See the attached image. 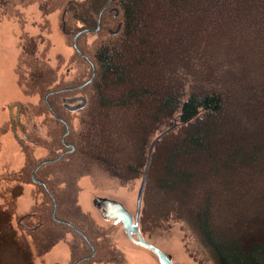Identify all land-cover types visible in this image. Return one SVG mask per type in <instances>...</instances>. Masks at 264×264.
<instances>
[{"label": "trees", "instance_id": "obj_1", "mask_svg": "<svg viewBox=\"0 0 264 264\" xmlns=\"http://www.w3.org/2000/svg\"><path fill=\"white\" fill-rule=\"evenodd\" d=\"M16 1L39 2L44 15L55 10V0ZM107 1L71 0L64 11L66 30L73 27L75 36L96 28ZM106 19L116 26L107 30ZM119 23L118 33H111ZM105 30L92 51L80 43L89 32L78 36L77 47L85 55L74 49L89 72L84 69L83 79L66 87L88 81L94 66L93 81L48 97L63 118L54 117L63 130L57 141L65 149L68 122L66 141L74 150L44 163L38 178L52 163L81 176L98 165L123 183L142 178L152 141L172 128L152 155L142 225L153 229L183 222L215 264H264V0H112L96 34ZM50 73L42 68L30 79L48 90ZM75 92L87 98L85 107L76 112L63 107L80 113L77 126L54 103ZM234 108L248 121L238 115L237 122ZM157 191L162 197L153 202ZM51 196L53 208L58 204L56 216L63 217V202ZM13 217V210L0 206V248L21 260L0 252V264H34ZM50 221L61 225L52 213Z\"/></svg>", "mask_w": 264, "mask_h": 264}, {"label": "rangeland", "instance_id": "obj_2", "mask_svg": "<svg viewBox=\"0 0 264 264\" xmlns=\"http://www.w3.org/2000/svg\"><path fill=\"white\" fill-rule=\"evenodd\" d=\"M70 1L55 0V10L47 15L43 14L39 2L11 0L6 4L0 3V206L14 211L13 225L30 244L34 264H64L70 256L68 240H72L71 233L65 236L68 229H62L50 221L52 200L45 188L31 179L33 168L41 160L54 158L64 150L57 141L63 130L46 107V94L78 78L82 80L84 69L86 74L89 72L73 47L76 31L69 25L67 31L73 33L69 35L63 31V14ZM69 22L74 23L71 18ZM106 23L108 30L114 28L117 22L106 19ZM107 30L102 34H84L81 45L92 51L107 35ZM248 56L254 60L253 56ZM42 68L52 71L48 75V90L35 86L30 79L32 74ZM23 82L28 88L27 92ZM80 94L75 92L71 95ZM61 97L54 99V103L59 106L61 115L71 119L72 124L77 126L80 113L66 112ZM15 102L23 104V125L27 135L35 139L36 145L27 140H23L21 145L12 132L10 107ZM16 110L17 107H14V112ZM233 114L237 122L244 117L248 121L246 114L239 108H234ZM18 133L22 138L19 128ZM55 166L54 163L45 166L39 172V178L51 184L54 194L63 202L59 211L61 216L64 211L71 215L75 213V222L81 223L85 218L79 215L78 208L82 209L84 217L102 223L93 205L96 196L121 201L131 212H135L141 177L123 183L98 165H90L83 176L71 173L67 166ZM21 171H24L23 174ZM160 192L152 195L153 202L161 199ZM15 195L21 196L17 198ZM145 228L156 230L153 240L162 248L172 251L178 264H215L194 231L183 222H174L167 227ZM116 238L119 246L126 251L128 264L145 255L129 249L121 235ZM4 246L7 247V244ZM0 252H3L2 248ZM4 253L18 262L21 260L8 248Z\"/></svg>", "mask_w": 264, "mask_h": 264}, {"label": "flooded vegetation", "instance_id": "obj_3", "mask_svg": "<svg viewBox=\"0 0 264 264\" xmlns=\"http://www.w3.org/2000/svg\"><path fill=\"white\" fill-rule=\"evenodd\" d=\"M64 32L67 33V30ZM65 88L67 87L65 86V87H61L58 89H53V90L48 91V93L50 92L56 93V92H59V90H63ZM74 96H81V95H74ZM74 96H69V95L62 96L61 101L63 105L65 106L64 100L66 98H70ZM56 99L58 100L59 96ZM45 100L49 104V98L46 99V96H45ZM14 107H17L16 112H14ZM49 107H50L51 114L55 118L63 120V118H61L51 108V104H49ZM23 109H24L23 104L20 102H15L10 107L12 132L14 133L16 139L19 141L21 145H23L24 143L23 140H27L30 143H33L34 145H36L35 139L34 140L31 139L30 136L27 135L26 129L23 125V120H22ZM18 128L20 129L22 138L20 137L18 133ZM69 149L70 148L65 145V149L60 153V155L62 153H64V155L66 153H69L68 152ZM55 158H50V159H55ZM44 160H48V159H44ZM38 164L34 167L32 171L31 179L33 177V172L38 166ZM38 170L36 173L37 179H39L37 176ZM39 180L43 182V180L41 179ZM40 185L45 187L44 184H40ZM47 194L50 196L51 199H53L51 195H55L52 192H47ZM102 197H105V196H102ZM143 204H144V201H142L141 213L138 218L140 235L145 240H147L149 243L161 249V251H163L165 254L170 255L171 261L174 264H178L175 260L174 253L172 251L162 248L157 243H155V241L153 240L154 237L156 236V230L155 231L147 230L145 226L142 225ZM136 207H137V201H136ZM54 208L52 212L53 218H54ZM57 208H58V204H57ZM94 208L96 209V212L98 213V217L100 218L102 223H95L93 220L89 219L87 216L84 217V213L82 209H78V208L76 210L79 213V215L81 214V216L83 215V218H85L83 219L81 223L75 222V219H76L74 217L76 216L75 213L71 215L69 212H66V211H64V213H61L63 214V217L57 216L58 219L54 218L56 221L60 222L61 224L59 225L60 228L68 229V231H66V233L64 234L65 236L69 233H71L72 235V240L71 241L68 240V245L70 247L69 261L65 262L64 264H128L126 261L127 260L126 251L122 247H120L118 244V241L116 238L118 235H121L123 239L125 240V242L128 243L129 249H132L136 253L145 254L144 256H141L138 259H134L131 264H162L158 254L152 248L146 246L145 244H141L140 242H138V239H139L138 233H133L132 236L129 235L127 231L124 229L122 222L120 220L115 221L111 219H106L101 215V213L97 210L95 206ZM131 213L133 214L134 221H136V210L135 212H131ZM81 216H78V217H81ZM69 230L71 231L69 232ZM54 264H60V263L57 262Z\"/></svg>", "mask_w": 264, "mask_h": 264}, {"label": "water", "instance_id": "obj_4", "mask_svg": "<svg viewBox=\"0 0 264 264\" xmlns=\"http://www.w3.org/2000/svg\"><path fill=\"white\" fill-rule=\"evenodd\" d=\"M112 0H108L107 3L105 4V6L103 7V9L100 11L99 13V17H98V21H97V27L96 28H86L83 29L81 31H79L73 39V46L74 48L80 53V55L84 56L85 54L83 52H80L78 47H77V38L78 36L83 33V32H91V33H96L99 31L100 27H101V17L102 14L104 12V10L106 8L109 7V5L111 4ZM112 10H116V9H112ZM116 12L118 13V11L116 10ZM65 15V12H64ZM121 28V23H119L118 27L116 30H112L111 33L116 34L118 33V31ZM63 31H66V22H63ZM96 71H95V67L93 66V72H92V76L91 78L79 85L76 86H72V87H67L63 90H78L82 87H84L86 84L90 83L93 81L94 77H95ZM63 90H59V91H63ZM52 92L48 93L46 95V99H48L49 94H51ZM65 103V107L66 109H68L69 111L72 112H76L79 111L80 109L84 108L85 105L87 104V98L84 95L81 96H74V97H70V98H66L64 100ZM66 124V131L65 133L62 135V140L64 145L68 146L70 149L68 150V152H72L74 150V146L69 144L66 141V136L68 135V133L70 132V125L68 124V122L65 121ZM172 128L162 132L160 135H158L151 143L149 150H148V155H147V162H146V166L141 178V184L138 190V196H137V207H136V221H134L133 218V214L127 209V207L121 202L118 201L116 199H112V198H108V197H102V196H96L93 200V204L94 206L97 208V210L101 213V215L106 218V219H111V220H120L122 222V225L124 227V229L127 231V233L129 235L132 236L133 233H138L139 239L138 242H140L141 244H145L146 246L152 248L159 256L160 261L162 264H174L171 261L170 255L165 254L163 251H161V249H159L158 247L154 246L153 244L149 243L147 240H145L139 232V222H138V218L139 215L141 213V208H142V201H143V197H144V192L146 189V185H147V181H148V175L150 172V167H151V162H152V155L155 149V146L157 144V142L159 140H161L167 133L170 132ZM64 155V153H62L60 155V157H62ZM59 158H55V159H48V160H43L41 161L38 166L36 167V169L33 172V181L38 183V184H44V186L46 187L45 183H43L42 181H40L39 179L36 178V173L37 170L44 164V163H48V162H54L57 161ZM56 210H57V202L55 201V208H54V218L58 219L56 216Z\"/></svg>", "mask_w": 264, "mask_h": 264}]
</instances>
